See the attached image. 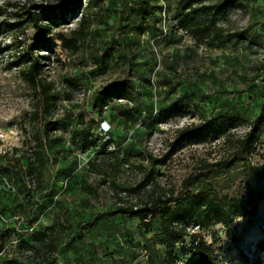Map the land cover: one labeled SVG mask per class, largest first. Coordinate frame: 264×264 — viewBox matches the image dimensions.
<instances>
[{
  "label": "rangeland",
  "instance_id": "rangeland-1",
  "mask_svg": "<svg viewBox=\"0 0 264 264\" xmlns=\"http://www.w3.org/2000/svg\"><path fill=\"white\" fill-rule=\"evenodd\" d=\"M45 1L0 0V130L6 132L9 146L0 156L3 255L35 264L36 256L21 253L18 240L28 238L33 227L54 224L64 234L53 264L196 262L197 254L190 251L193 238L167 251L160 243L159 219L146 228L123 215L119 208L125 203L118 193L126 196L127 204L145 198L144 191H121L141 180L138 165L143 164L147 171L155 168L156 181L167 189L178 192L185 178L198 175L194 189L204 182L221 198L246 199L243 168L199 169L229 152L223 140L190 142L160 164H153L149 154L165 159L177 129L187 124L240 118L244 125L233 130L242 134L264 115V0H241L243 7L231 11L234 42L201 47H194L193 37L176 28L174 18L185 0H85L88 34L78 50L65 47L59 34L70 35L78 27L81 10L52 34L53 51L42 52L48 56L43 78L61 98L52 116L58 122L56 131L45 142L48 163L38 188L35 175L20 172L42 120L35 117L38 100L24 76L26 63L16 54L35 30L28 26L21 33L12 24L24 18L27 7ZM149 1L157 17L146 25L141 20ZM126 82L134 84L136 100L116 98L99 117L92 107L97 91ZM170 108L180 113L159 121L160 110ZM23 156L22 165L16 166ZM251 162L264 164V135ZM230 228L214 224L208 230L189 231L199 233L210 248L213 263L208 264H264V200Z\"/></svg>",
  "mask_w": 264,
  "mask_h": 264
},
{
  "label": "trees",
  "instance_id": "trees-1",
  "mask_svg": "<svg viewBox=\"0 0 264 264\" xmlns=\"http://www.w3.org/2000/svg\"><path fill=\"white\" fill-rule=\"evenodd\" d=\"M85 0H46L32 4L27 7L21 19L15 21V29L25 33L28 26L35 30L33 38L25 45L24 50H16L19 59L26 63L24 70L25 79L33 86L38 100L35 117L41 118L42 126L34 133L35 146L31 156H27L26 168L20 170L27 175H35L38 180L37 187L40 188L44 171L48 160L46 157V144L49 142L53 132L56 131L57 120L52 116L59 101L60 94L47 79L43 78V70L46 66L44 60L48 57L43 51H53L54 40L52 34L60 25L68 24L69 16L81 10L82 15L78 27L71 31L70 35L59 34L63 45L72 51L78 50L79 42L87 36V18L84 15ZM243 7L241 0H185L182 2L177 16L174 18L176 28L193 37L194 47L210 45L213 43L228 44L235 41L237 32L231 27V11L234 8ZM157 17L155 7L150 1L143 8L142 22L146 25L149 19ZM61 21V22H58ZM225 23V24H224ZM227 23V26H226ZM141 24V23H140ZM142 27V26H140ZM17 49L21 46L18 39L15 40ZM135 86L131 82L110 84L97 91L92 107L99 117L103 116L105 109L116 99L125 98L136 100L134 95ZM180 113L175 109H162L159 112V121H167ZM84 121V118L82 119ZM92 123H96L92 120ZM245 120L240 118H205L198 123H190L177 129L176 135L169 142V149L165 159H158L149 154L153 164L166 162L172 158L179 149L186 144L199 141L207 142L209 139L223 140L227 145L228 153L215 162H204L200 170L211 171L214 168H223L226 171L243 168L240 171L247 179V196L245 200L237 198H221L215 193L211 184L202 182L201 187L196 185L198 175L185 178L182 188L176 192L159 184L155 178V168L147 171L143 164L138 167L143 176L135 186L121 190L126 195L145 192V198L136 203H126V196L118 193L119 201L125 203L119 211L129 218L138 219L140 224L146 228L152 226V220L158 218L160 221V243L167 251L176 248L179 242L186 238H193L190 248L198 259L191 264H208L212 262L211 250L204 238L197 232H190L189 228L199 226L201 230H208L214 224L227 226L229 229L237 217H243L254 211L264 200V164H254L251 156L264 135V115H261L251 123L249 128L242 134L233 130L239 125H244ZM23 157L16 159V166ZM146 156L143 155V159ZM22 169V168H21ZM27 194L31 190L23 185ZM0 227H3L0 220ZM63 231L52 224L44 228H32L28 238L21 237L17 247L20 252L32 251L35 264H53L55 256L59 253L63 240ZM264 239V230L263 235ZM264 246V240H262ZM241 247V246H240ZM3 246L0 244V264H20L16 256L3 255ZM245 256L248 252L241 247ZM247 252V253H246ZM171 253V252H170ZM31 257V256H30ZM213 263V262H212Z\"/></svg>",
  "mask_w": 264,
  "mask_h": 264
},
{
  "label": "built area",
  "instance_id": "built-area-1",
  "mask_svg": "<svg viewBox=\"0 0 264 264\" xmlns=\"http://www.w3.org/2000/svg\"><path fill=\"white\" fill-rule=\"evenodd\" d=\"M7 141H8V138H7L6 132L3 130H0V156L7 154L9 151V146L7 144ZM191 229L195 231L201 230L199 226L191 227Z\"/></svg>",
  "mask_w": 264,
  "mask_h": 264
}]
</instances>
